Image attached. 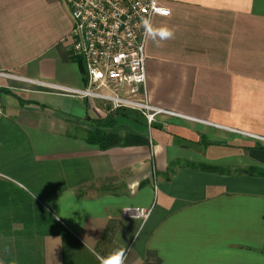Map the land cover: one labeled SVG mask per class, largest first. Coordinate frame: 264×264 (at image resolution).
I'll return each mask as SVG.
<instances>
[{"label": "crops", "instance_id": "0c3cea01", "mask_svg": "<svg viewBox=\"0 0 264 264\" xmlns=\"http://www.w3.org/2000/svg\"><path fill=\"white\" fill-rule=\"evenodd\" d=\"M156 3L170 13L146 36L147 101L172 114L148 124L43 86H82L63 0H0V181L48 215L24 237L42 264H103L116 250L124 264H264V177L244 171L264 168V0ZM104 122L148 143L86 142ZM136 207L148 217L122 214Z\"/></svg>", "mask_w": 264, "mask_h": 264}, {"label": "built area", "instance_id": "2783aa9c", "mask_svg": "<svg viewBox=\"0 0 264 264\" xmlns=\"http://www.w3.org/2000/svg\"><path fill=\"white\" fill-rule=\"evenodd\" d=\"M72 27L65 39L69 55L82 68V86H43L68 96L87 98L110 111L136 110L151 124L172 112L147 101L144 46L151 18L168 16L156 0H63ZM4 106L0 103V116ZM150 209L124 208V216L146 219Z\"/></svg>", "mask_w": 264, "mask_h": 264}, {"label": "trees", "instance_id": "16d2710c", "mask_svg": "<svg viewBox=\"0 0 264 264\" xmlns=\"http://www.w3.org/2000/svg\"><path fill=\"white\" fill-rule=\"evenodd\" d=\"M112 122L95 124L94 128L87 130L84 140L88 143L97 144L101 149H107L112 146H128L147 144V138L142 136L125 134L116 135L106 131V127ZM176 162L170 163L168 172L173 173V167ZM209 170L216 169L213 166L204 167ZM250 174L264 177V168L250 167L244 170ZM8 183L0 181V259L4 264H42L41 252L38 243L26 242L25 236L29 232L26 227L48 225L49 217L44 213L43 208L38 203H29L14 199L12 192L8 190ZM25 202V203H24ZM27 202V203H26ZM14 203L19 205V217L23 221L22 231L12 230L14 222ZM51 222H49V225Z\"/></svg>", "mask_w": 264, "mask_h": 264}, {"label": "clouds", "instance_id": "9594fccd", "mask_svg": "<svg viewBox=\"0 0 264 264\" xmlns=\"http://www.w3.org/2000/svg\"><path fill=\"white\" fill-rule=\"evenodd\" d=\"M155 35L160 39H171L174 37V32L167 28L161 27L155 30ZM125 256L121 250H116L103 258V264H124Z\"/></svg>", "mask_w": 264, "mask_h": 264}, {"label": "rangeland", "instance_id": "374dc122", "mask_svg": "<svg viewBox=\"0 0 264 264\" xmlns=\"http://www.w3.org/2000/svg\"><path fill=\"white\" fill-rule=\"evenodd\" d=\"M96 104H98V103H96ZM99 105V104H98Z\"/></svg>", "mask_w": 264, "mask_h": 264}]
</instances>
